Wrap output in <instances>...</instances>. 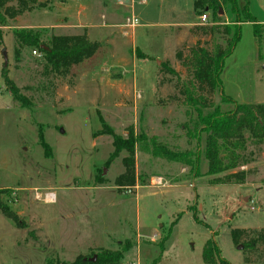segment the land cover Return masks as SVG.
I'll use <instances>...</instances> for the list:
<instances>
[{
    "label": "rangeland",
    "instance_id": "374dc122",
    "mask_svg": "<svg viewBox=\"0 0 264 264\" xmlns=\"http://www.w3.org/2000/svg\"><path fill=\"white\" fill-rule=\"evenodd\" d=\"M194 1L36 0L33 10L1 27L0 190L26 227L0 211V264L72 262L100 247L117 249L126 240L132 247L122 264H152L159 257L160 264H206L203 251L212 237L222 264H264L246 262L232 237L234 228L264 227V144L248 147L253 158L242 167L249 171L245 184H210L205 133L194 128L198 113L174 100V79L160 72L169 60L188 79L177 50L188 54L199 39L213 44L209 35L191 31L193 23H202ZM252 1L253 14L261 19ZM41 2L46 7H39ZM131 15L139 26L125 25ZM21 28L41 30L44 42L52 35L87 32L101 48L59 77L45 72L43 53L33 47L24 48L16 61L13 31ZM257 38L253 24L244 22L224 63L222 91L213 96L222 111L237 103H264V28ZM4 67L29 107L14 100ZM100 115L124 137L133 127L170 148L190 151L198 170L154 157L141 141L136 173L147 184L139 182L132 192L118 189L115 180L128 153L108 163L113 138L99 134ZM100 174L105 184L96 183Z\"/></svg>",
    "mask_w": 264,
    "mask_h": 264
},
{
    "label": "trees",
    "instance_id": "16d2710c",
    "mask_svg": "<svg viewBox=\"0 0 264 264\" xmlns=\"http://www.w3.org/2000/svg\"><path fill=\"white\" fill-rule=\"evenodd\" d=\"M195 0L194 9L199 15L207 13L210 22L198 24L191 31L209 35L212 46L199 39L186 54L179 48L175 54L176 60L185 68L188 79L182 78L180 72L171 66L169 60L162 62L160 72L171 75L174 79V88L177 94L174 100L182 101L197 113L194 128L200 135L205 133L204 158L208 169L206 175L209 183L220 184H245L249 171L242 167L251 162L252 152L248 147L264 144V103H237L235 108L222 111L215 106L213 96L217 91H222L221 74L225 60L230 56L242 35V24L251 22L255 37L259 38L264 25L260 24L250 10V0ZM16 2V5L12 3ZM36 0H0V46L3 44L1 27L9 20L16 19L27 11L33 10ZM39 7H46L41 2ZM209 9L206 12V9ZM222 11V12H221ZM230 11L235 15V20L227 22L223 15ZM15 59L20 60L22 50L33 47L35 51L43 53L44 69L59 77L70 75L73 66L90 59L101 48L99 41L91 40L87 32L73 35H52L47 42L42 40L43 32L34 28L14 29ZM219 37L224 43L217 42ZM257 38V39H258ZM139 57H146L139 53ZM3 77L8 90L11 91L16 103L21 107H29L30 101L20 94V89L8 76V69L4 67ZM180 99V100H179ZM207 109L211 110L204 113ZM102 130L99 134L110 135L113 138L114 151L108 163L119 157L125 151L128 153L123 158L124 172L117 176L115 184L118 189L133 188L141 182L136 173L135 153L137 146L142 141L147 142L146 149L154 156L165 160L181 163L192 169L198 170L199 165L193 160L192 153L188 150L170 148L160 142L157 136H148L141 131L137 133L133 127L128 129L126 137L118 134L100 115ZM191 135V134H189ZM107 163V164H108ZM106 179L100 174L96 178L97 184H105ZM4 191L0 190V211L4 216L13 220L19 227L25 228L20 215L2 198ZM233 241L236 245H243L246 253V262L264 263V227L263 228H234ZM165 239V238H164ZM132 247V242L126 240L117 249L100 247L91 254L79 255L72 262L59 264H122L124 253ZM163 249V242L161 243ZM255 256V257H254ZM203 258L206 264H218L225 261L221 258V250L215 239L209 238L205 244ZM161 257L156 258L152 264H160Z\"/></svg>",
    "mask_w": 264,
    "mask_h": 264
},
{
    "label": "crops",
    "instance_id": "0c3cea01",
    "mask_svg": "<svg viewBox=\"0 0 264 264\" xmlns=\"http://www.w3.org/2000/svg\"><path fill=\"white\" fill-rule=\"evenodd\" d=\"M257 2V6H259V8H260V12L262 13V18L261 19H258V17L256 16V18H257V21L260 23V24H262V25H264V0H259V3H258V0H256ZM240 5L241 6H243L244 5V1L243 0H241L240 1ZM252 9V10H251ZM250 10H251V12H252V14H253V1L252 0H250ZM254 16L256 15V14H253ZM223 17H224V19L229 23V22H232V21H234L235 19V15L234 14H232L230 11H227L224 15H223ZM198 24H201V23H193L192 25H191V28H193L194 26H196V25H198ZM89 35V34H88ZM264 191V190H263ZM54 194V193H53ZM264 196V195H263ZM12 245H13V247H17L16 245H18V242L17 241H14V243H12ZM2 249V247H1V244H0V250ZM218 264H221V263H218Z\"/></svg>",
    "mask_w": 264,
    "mask_h": 264
},
{
    "label": "built area",
    "instance_id": "2783aa9c",
    "mask_svg": "<svg viewBox=\"0 0 264 264\" xmlns=\"http://www.w3.org/2000/svg\"><path fill=\"white\" fill-rule=\"evenodd\" d=\"M201 20H202L201 24L211 23L210 22V15L207 14V13H204L203 15H201ZM125 25L128 26V27H131V28L139 26L138 17L135 16V15L127 16ZM34 53H37V51L34 50ZM156 184L157 185H163V181L162 180H157ZM127 191L128 192H132V188H128ZM127 264H131V263H127Z\"/></svg>",
    "mask_w": 264,
    "mask_h": 264
},
{
    "label": "water",
    "instance_id": "95a60500",
    "mask_svg": "<svg viewBox=\"0 0 264 264\" xmlns=\"http://www.w3.org/2000/svg\"><path fill=\"white\" fill-rule=\"evenodd\" d=\"M208 11H209V9L207 8L206 12H208ZM3 53L5 54V58H6V61H7L8 59H7V54H6V50L5 49H4ZM105 171H106V168L103 170V173H105ZM238 248L239 249H243V245H239Z\"/></svg>",
    "mask_w": 264,
    "mask_h": 264
}]
</instances>
